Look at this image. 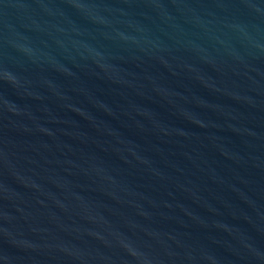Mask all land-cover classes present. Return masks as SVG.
I'll return each instance as SVG.
<instances>
[{
    "label": "water",
    "instance_id": "95a60500",
    "mask_svg": "<svg viewBox=\"0 0 264 264\" xmlns=\"http://www.w3.org/2000/svg\"><path fill=\"white\" fill-rule=\"evenodd\" d=\"M0 264H264V0H0Z\"/></svg>",
    "mask_w": 264,
    "mask_h": 264
}]
</instances>
